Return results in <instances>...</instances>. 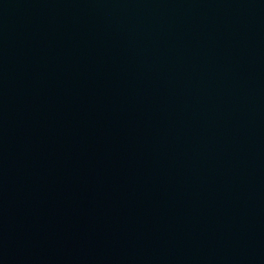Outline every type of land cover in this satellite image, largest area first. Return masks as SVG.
Instances as JSON below:
<instances>
[{
  "label": "water",
  "instance_id": "obj_1",
  "mask_svg": "<svg viewBox=\"0 0 264 264\" xmlns=\"http://www.w3.org/2000/svg\"><path fill=\"white\" fill-rule=\"evenodd\" d=\"M0 264H264V0H0Z\"/></svg>",
  "mask_w": 264,
  "mask_h": 264
}]
</instances>
